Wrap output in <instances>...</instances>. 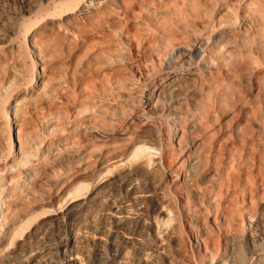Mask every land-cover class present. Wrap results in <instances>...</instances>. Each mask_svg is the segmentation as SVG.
<instances>
[{
	"label": "bare ground",
	"instance_id": "1",
	"mask_svg": "<svg viewBox=\"0 0 264 264\" xmlns=\"http://www.w3.org/2000/svg\"><path fill=\"white\" fill-rule=\"evenodd\" d=\"M8 1L0 264H264V0Z\"/></svg>",
	"mask_w": 264,
	"mask_h": 264
},
{
	"label": "rangeland",
	"instance_id": "2",
	"mask_svg": "<svg viewBox=\"0 0 264 264\" xmlns=\"http://www.w3.org/2000/svg\"><path fill=\"white\" fill-rule=\"evenodd\" d=\"M7 6H8V8H9L12 12H15V11H16V12H20L21 2H20V0H9L8 3H7ZM5 32H6V30H5ZM7 32H8V31H7ZM114 32H115L116 34L118 33L117 31H114ZM114 32H113V33H114ZM115 33L113 34V35L115 36V39L118 41V43H120V41L122 42V43H120V46H121V44L124 46V44L126 43V42H125V39H124L123 37H121V36H119V37H121V38H118L119 33H118V35H115ZM79 36H80V35H79ZM86 36H87V35L83 34V36H82V35L80 36L82 39H79V37L77 38V40H76L77 43H78V42H79V43L81 42V43H80L81 45L78 43V45H77V44H73V46L76 45L75 47H73V46H72L73 48L71 47V48L73 49V50H71V52L73 53V58H72L71 60H70V59L67 60L69 57L67 56V57H68V58H67V57H65L66 55H65V56L63 55V59H62V60H63V61L65 60L66 63H68V64H65V61H64V62L62 61V62H63V68H65L64 70L69 71V73H70V70L72 69V67L75 68V67H74L75 65H76V70H77L78 72H81V69H80V68L85 67V64H84L85 61L83 60V59H85V58H83V57H86V56H85L84 54L89 50V48H90L91 45L93 44V42H92V44L88 42V43H89L88 48H87V45H88V44H87V45H84V44H85L84 41L87 40V39H86V38H87ZM114 36H113V37H114ZM76 37H77V35H75V39H76ZM83 37H86V38H83ZM23 38H24V36H21V38H19V40H20V39H21V40H20V41L18 40V44H19V46H21V47H22V46H23V47L26 46V48H25V47H24V48H25V50H27V51L24 52V51H23L24 49L22 50L21 48H19V46H18V48H19V52H20V54H21V56H22V57H21V56H20V57L23 58V60L21 59V63H23V62H27V64L24 63V64H25V70H24V71L21 70L20 66H18V65H16V68L14 69V68L11 67L10 64H7V65L5 64L6 67H7V69H8L11 73H13V74H16V73H17L18 75H22V76H23L24 74L26 75L27 73L30 74V73H29V72H30V65H29L30 60H34V62L36 63L37 72L40 71V69L38 68V64H37V62H36V58L32 55V47H31L28 43H25L26 45H24V43L20 44L21 41H22V42H25L26 38H24V40H23ZM78 39H79V40H78ZM120 39H121V40H120ZM80 40H83V41H80ZM83 42H84V43H83ZM123 42H124V43H123ZM81 46H84V48H86V49H84V48L81 47ZM98 46H99V45H98ZM98 46H96V44H95L93 47H91L92 50H91V49L89 50V51H90V53H89L90 55L86 54V55H88V56L86 57L88 61H89V59H91V58L94 59L93 57H90V56H92V55H96V54H97V53H96V54H93V53L95 52V50H96V52H97V49H93V48L95 47V48H98V50H99V47H98ZM123 46H122V47H123ZM23 47H22V48H23ZM79 47H80V49H79ZM75 48H76L77 50H76ZM123 48H124V49H127V48H125V46H124ZM74 49H75V50H74ZM81 49H82V51H81ZM84 50H87V51H86L85 53H83ZM73 51H76V52H73ZM77 51H79V52L81 51V52H80L81 54H80L79 52H77ZM89 51H88V52H89ZM92 51H94V52L92 53ZM27 52H28V56H29V55L31 56V57L29 56V57L31 58L30 60H29V57H28L27 54H26ZM88 52H87V53H88ZM101 52H102V51H101ZM74 53H77V55L74 54ZM78 53H79L80 55H79ZM91 53H92V55H91ZM23 54H24L25 57L27 56L26 58H28V59L25 60ZM82 54H83L84 56H83ZM75 55H76V56H75ZM74 56H75V58H74ZM79 56H80V57L82 56V59H81ZM64 57L67 58V59H65ZM76 57H77V58L79 57V61L81 60V64H82L83 66L80 64V62H79V64L76 63V62H78V60H77ZM92 59H91V60H92ZM19 60H20V59H19ZM73 60H74V62H73ZM76 60H77V61H76ZM82 60H83V61H82ZM22 61H23V62H22ZM96 61H97V58H96V60H94V62L96 63ZM71 62H72L73 64H72ZM89 62H91V61H89ZM94 62L92 61L91 63L93 64ZM19 63H20V62H19ZM70 63H71V64H70ZM95 63H94V64H95ZM64 64L67 65V66L70 64L71 66L69 65L68 68H67L66 66L64 67ZM77 64H78V66H77ZM5 65L3 66V69H4ZM70 67H71V68H70ZM77 67H80V68H77ZM69 68H70V69H69ZM68 69H69V70H68ZM78 69H79V70H78ZM12 71H13V72H12ZM74 71H75V70H74ZM74 71L71 70V72H74ZM77 71H75L76 73L74 72V73L76 74V77H77V75H78ZM33 80H34V79H33ZM17 81H18V85H20L21 87H23V88L21 89V87H19V86L17 85L18 88H20V89L23 90L24 92H28V91L31 89V88H30V87H31L30 85H32V88L34 87L33 82H31L32 84H31L30 82H27V83H26V82H25L26 80H24V81L22 80V81H21L20 79H18ZM35 81H36V78H35ZM22 82H25V83H22ZM24 84H25V86H26L27 84H29V85H27L28 87H27V86L25 87V86H23ZM34 84H36V83H34ZM69 85H71V83H69ZM18 88H17V89H18ZM29 88H30V89H29ZM24 89H25V90L28 89V90L25 91ZM29 92H30V91H29ZM9 93H10V92H9ZM9 93H7V95H8ZM1 94H2V92H1ZM10 94H11L12 96H11V95H10V96L0 95V99H1L0 101H2V100H6V101H7V102L5 101V106H4V104H2V102H0V152H1V157H0V158L2 159V161L7 160V159H6V158H7V155L10 154V150H9V147H8V145H9V141L12 142L13 147L16 146V144H18V141H17V131H16V129H14V125H12V123H11V128H10V126H7L8 124H6V123H8V121H9V122L12 121V118H13V110H10V104H11V102H12L13 94H14V93L11 92ZM149 94H150V93L147 91V94H145L146 96L144 97V101H143V104H142L143 106H142V105L140 106V107H142V108L144 107L145 110H146V108H147V106H148V104H149V101H150ZM14 95H15V94H14ZM1 96H2V97H1ZM3 96H6V98L3 97ZM27 96H29V95L27 94ZM27 96H26V98H28V99L26 100V98H25L26 101H24V102L22 101V102H21V103L23 104V107H24V104L28 102L29 98H31V97H27ZM7 97H9V99H8ZM23 100H24V99H23ZM3 103H4V102H3ZM3 106L5 107V109L2 110V108H4ZM7 109L9 110V112L7 111ZM4 110H5L6 114H5ZM2 123H3V124H2ZM8 127H9V129H7ZM8 132H9V133H8ZM8 135H9V140H8ZM4 148H5V149H4ZM3 149H4V150H3ZM154 150H155V149H147L148 152H150V151L154 152ZM156 151H157V150H155V152H156ZM155 152H154V153H155ZM154 153H153V157H156V156H157V153H155L156 155H154ZM8 157H9V155H8ZM0 161H1V160H0ZM121 163H122V164H121ZM121 163H120V166H121V165H122V166L125 165L124 162H121ZM103 179H104V178H103ZM102 181H103V180H102ZM100 182H101V180H100ZM71 201H72V199H69L68 201H65V202H67V203H66L65 205H63L62 207L56 205L57 207H55V209H57V210H54V211L50 212V214H58L60 211H63L64 207L67 206L68 204H70ZM65 202H63V204H64ZM163 210H164V209H163ZM201 213H202V212H201ZM205 214H206V213L203 211V213H202L201 215H202L203 217L206 216V217H205V220H206V219H209V220H206V222L208 221V222H207L208 225L212 224V217H211V215L209 214V215H208L209 218H207V214H206V215H205ZM204 215H205V216H204ZM43 216H45V215H43ZM43 216H41V217H43ZM39 218H40V217H39ZM39 218H38V220H39ZM213 226H214V225H213ZM161 228H164V226L161 225V227L159 228L160 231H161ZM154 231H155V230H154V225L151 224V230H150V232H149V237H151V238H149V240L152 239V238L156 235V233L154 234ZM183 232H184L183 234L185 235V236H184V237H185L184 239H186V242L190 245V242L187 241V238H188V237H187V235H186V232H185L184 230H183ZM150 234H151V235H150ZM10 246H11V245H10ZM10 246H9V247H10ZM11 247H12V246H11ZM11 247H10V248H11ZM242 247L245 248V250H244ZM242 247L240 248V249H241V252L244 251V252L246 253V251H247L246 246L242 245ZM5 250H6V249H5ZM7 250H8V248H7ZM7 250H6V251H7ZM242 250H243V251H242ZM3 252H4V250H3ZM193 253L195 254V252L191 250V251H190V254H192V255H191V256H192V259H193L195 262H197V259H196L197 256H196V254L194 255ZM247 253H248V251H247ZM0 254H1V253H0ZM212 254H213V252H212ZM193 255H194L195 257H194ZM207 258H208V257H207ZM246 258H247L246 264H251V256L248 254ZM248 258H249V259H248Z\"/></svg>",
	"mask_w": 264,
	"mask_h": 264
}]
</instances>
